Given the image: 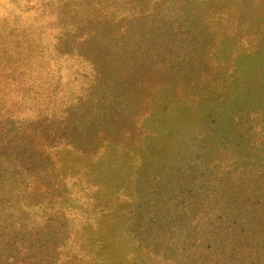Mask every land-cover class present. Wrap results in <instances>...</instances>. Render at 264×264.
I'll return each instance as SVG.
<instances>
[{"label": "rangeland", "instance_id": "1", "mask_svg": "<svg viewBox=\"0 0 264 264\" xmlns=\"http://www.w3.org/2000/svg\"><path fill=\"white\" fill-rule=\"evenodd\" d=\"M4 44L0 264H264V0H0Z\"/></svg>", "mask_w": 264, "mask_h": 264}, {"label": "trees", "instance_id": "2", "mask_svg": "<svg viewBox=\"0 0 264 264\" xmlns=\"http://www.w3.org/2000/svg\"><path fill=\"white\" fill-rule=\"evenodd\" d=\"M2 48H6L5 44L2 45V46H0V50H1L0 55H2L4 52L8 51L7 49L6 50H2ZM21 53H22V50L21 49L17 50V52H16L17 55H20Z\"/></svg>", "mask_w": 264, "mask_h": 264}]
</instances>
